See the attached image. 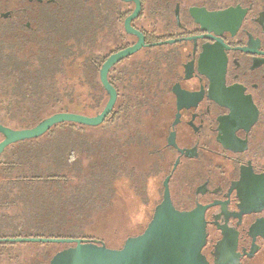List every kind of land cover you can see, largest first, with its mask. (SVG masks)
<instances>
[{"label": "flooded vegetation", "instance_id": "1", "mask_svg": "<svg viewBox=\"0 0 264 264\" xmlns=\"http://www.w3.org/2000/svg\"><path fill=\"white\" fill-rule=\"evenodd\" d=\"M137 1L144 46L108 70L116 102L100 126L128 109L140 119L126 138L159 182L147 226L166 182L174 211L203 219L204 264H264V0ZM135 8L101 0L96 20L91 0H0V34L34 58L82 43L86 98L106 105L101 69L139 42L124 27Z\"/></svg>", "mask_w": 264, "mask_h": 264}, {"label": "rangeland", "instance_id": "2", "mask_svg": "<svg viewBox=\"0 0 264 264\" xmlns=\"http://www.w3.org/2000/svg\"><path fill=\"white\" fill-rule=\"evenodd\" d=\"M21 56L26 57V52H22ZM69 71L73 80H70L68 87L70 97L61 99V102L67 101L70 109L80 111L84 115L96 116L103 109L106 96L93 91L89 95L90 99H87L88 91L84 90L82 83L79 86L76 78L72 76L78 71L77 63L69 68ZM93 94H97L100 100H95ZM122 94L124 98L130 96L127 92ZM3 97L0 94V122L12 129L28 126L35 117L43 121L60 109L58 107L52 110V105H45L40 99L34 105L30 102L27 104L23 97L19 99L7 95L2 100ZM2 106H6V111ZM118 106L117 104L115 110ZM136 122L140 124V119L128 109L105 126L84 128L83 139L91 147V155L87 153L81 156L80 173L77 172L79 168H73L60 192L61 198L72 199L82 191L90 190V193L83 197L86 200L83 201L85 209L81 214L70 213V219L74 221L66 228L71 225L78 226L81 237L92 238L109 251L119 250L128 238L145 230L158 199L159 182L148 177L150 160L147 152L134 144L128 145L129 140L126 137L131 135L133 124ZM19 171L23 174L27 170L22 168ZM15 174L14 172L13 176ZM19 185V189L28 191L29 188L24 184ZM6 202L8 199L2 201ZM6 212L11 216H22L24 212L28 214L21 209L20 203L18 207H9ZM29 212L35 214L37 211L31 206ZM62 212L60 210L58 214L64 215ZM96 245H84V264H98L105 258L106 254ZM68 248L70 245L67 244H13L3 249L0 264H48L56 253Z\"/></svg>", "mask_w": 264, "mask_h": 264}, {"label": "trees", "instance_id": "3", "mask_svg": "<svg viewBox=\"0 0 264 264\" xmlns=\"http://www.w3.org/2000/svg\"><path fill=\"white\" fill-rule=\"evenodd\" d=\"M100 1L91 0L93 5L91 13L95 15L96 20L100 17ZM74 20L76 28L77 20ZM22 52L18 41H6L0 34V94L4 96L2 100L7 95L19 99L23 97L27 104L30 102L36 105L40 99L45 105H52L50 108L52 110L60 108L53 112L54 114L84 115L80 111L70 109L67 101L61 102V99L70 97L68 87L71 78L68 72L76 63L78 71L72 76L76 78L79 86L83 81L82 43L72 46L68 42H59L56 57L23 58ZM92 97L95 100L98 98L97 94H93ZM5 107L2 106L4 111ZM116 117L114 114L113 118ZM41 122V119L35 117L31 124L21 130L31 129ZM84 128L87 127L72 126L69 123L59 124L37 139L15 144L4 151L0 157V195L2 193L0 240L50 238L95 241L92 238L81 237L78 226L71 225L66 228L74 221L70 219V213H80L85 209L83 201L86 200L83 197L88 195L90 190H84L72 199L61 198L60 194L73 168H79L77 172L80 173L81 156L87 153L91 155V147L83 139ZM22 168H26L27 178L26 172L20 173L19 169ZM19 184L28 187V191L19 189ZM7 199L8 202L2 203ZM18 203L28 214L25 212L22 216L7 214L6 210L9 207H18ZM31 206L37 211L35 214L29 212ZM60 210L65 214H58ZM10 245L13 244L0 242V259L4 254L3 249Z\"/></svg>", "mask_w": 264, "mask_h": 264}, {"label": "water", "instance_id": "4", "mask_svg": "<svg viewBox=\"0 0 264 264\" xmlns=\"http://www.w3.org/2000/svg\"><path fill=\"white\" fill-rule=\"evenodd\" d=\"M134 12L125 20L127 32L139 38V42L116 55L111 56L103 65L100 80L109 96L104 109L94 117L73 113L55 114L31 129L11 130L0 125V157L4 151L21 142L37 139L46 134L52 127L69 123L84 127H99L111 113L115 102L116 92L108 84L106 75L117 61L130 56L143 48V37L130 29V22L135 19L141 9L140 2L135 0ZM164 200L156 209L153 221L145 231L137 236L128 238L122 248L117 251L107 250L103 244L84 239H50V238H16L3 239L2 243L9 244H67L71 247L56 253L48 264H84L83 249L85 244L96 245L104 252L105 258L98 264H204L200 255L203 245V219L192 213H178L169 201L166 182L164 183Z\"/></svg>", "mask_w": 264, "mask_h": 264}]
</instances>
